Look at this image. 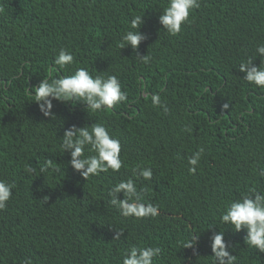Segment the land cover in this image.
Here are the masks:
<instances>
[{"label": "trees", "instance_id": "1", "mask_svg": "<svg viewBox=\"0 0 264 264\" xmlns=\"http://www.w3.org/2000/svg\"><path fill=\"white\" fill-rule=\"evenodd\" d=\"M195 2L172 36L159 22L168 0H0V180L14 185L0 210V264H122L132 246H159L154 264H211L219 232L235 264H264L246 231L219 221L230 201L264 192V88L239 71L246 59L264 67V0ZM137 15L144 38L119 48ZM61 48L74 55L71 69L54 65ZM76 68L116 75L127 100L92 113L83 101L53 99L44 116L30 93ZM101 122L120 141L123 166L85 179L60 145L69 128ZM138 165L152 169L150 181L134 176ZM128 178L156 217L124 218L111 204L110 188ZM192 233L194 247H182Z\"/></svg>", "mask_w": 264, "mask_h": 264}, {"label": "clouds", "instance_id": "2", "mask_svg": "<svg viewBox=\"0 0 264 264\" xmlns=\"http://www.w3.org/2000/svg\"><path fill=\"white\" fill-rule=\"evenodd\" d=\"M200 3L195 0H168L167 6L159 16V22L167 29V33L176 36L181 33L182 25L190 23L189 17L194 9H198ZM130 28L121 36L119 48L125 43L130 44L134 49L144 38L138 29L143 23L142 15H137L130 20ZM259 57H264V44L256 47ZM151 57L144 58V64H148ZM252 59H246L239 64V71L245 72L244 80L260 88H264V67L251 66ZM75 63L74 55L64 48H61L54 59L57 70L71 69ZM30 95L33 101L39 102L40 111L44 116L50 115L53 107L52 100L59 101H83L92 113H101L105 110L114 109L121 102L127 100V92L122 91V85L116 75H95L93 76L87 68H76L69 75L58 78L44 79L34 93ZM51 97L52 99H49ZM153 106L168 111L166 105L161 102L159 95L151 96ZM226 108L227 105H224ZM62 150H71V167L77 171L84 170L80 174L86 179L99 176L101 173H118L123 166L121 159V143L112 137L103 122L94 123L91 127L69 128L64 132ZM204 149L201 148L189 158V173H195ZM51 161H45L40 167L44 171L51 165ZM26 170L35 171V168L26 166ZM136 178L142 177L144 181L152 178V169L140 167L133 169ZM138 173V175H137ZM258 175L264 177V168H261ZM14 185L0 180V210L5 209L10 199V189ZM123 190L125 199L117 201L115 194ZM113 197L111 204L124 218H146L156 217L157 206L151 203H143L142 190H138L136 179L128 178L114 184L108 193ZM221 223L231 225L240 232L246 231V242L250 247L264 253V192L251 188L244 192L238 199L230 201L219 216ZM120 233L114 238L119 240ZM199 237L192 233L188 240L182 245L184 248H193ZM229 247L224 239V233L219 232L211 238V264H235L236 257L230 255L226 249ZM162 254L159 246H132L123 257L122 264H154V260ZM28 264V261H24Z\"/></svg>", "mask_w": 264, "mask_h": 264}]
</instances>
